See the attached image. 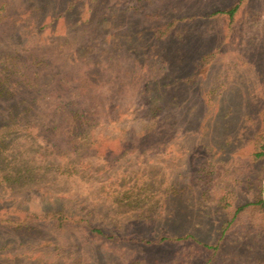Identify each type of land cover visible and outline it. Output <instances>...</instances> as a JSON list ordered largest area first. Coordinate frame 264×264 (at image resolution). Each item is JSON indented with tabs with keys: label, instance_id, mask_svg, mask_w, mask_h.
<instances>
[{
	"label": "rangeland",
	"instance_id": "1",
	"mask_svg": "<svg viewBox=\"0 0 264 264\" xmlns=\"http://www.w3.org/2000/svg\"><path fill=\"white\" fill-rule=\"evenodd\" d=\"M48 73L103 102L95 149L43 140ZM1 81L21 90L0 97V216L56 198L77 221L0 223V264H264V211L222 234L264 200V0H0ZM22 95L35 113L5 126Z\"/></svg>",
	"mask_w": 264,
	"mask_h": 264
},
{
	"label": "trees",
	"instance_id": "2",
	"mask_svg": "<svg viewBox=\"0 0 264 264\" xmlns=\"http://www.w3.org/2000/svg\"><path fill=\"white\" fill-rule=\"evenodd\" d=\"M72 1L69 2V5L72 6ZM228 13L232 16L235 11V7L227 10ZM172 22L166 23L163 26H158L154 29L156 37H164L172 26ZM146 29H137L132 32V38L138 37L142 32H145ZM130 36V35H129ZM83 48V47H81ZM144 48V46L142 47ZM69 55H67L68 57ZM50 80L47 83L43 84V90L54 94L55 97H58L57 101L50 106V111L48 113V118L45 123V128L43 129L41 136L43 140L50 145L52 148H61V144H66L67 148L72 149H95L96 140L90 137V128H92L98 122L99 111L103 107V102L98 97H93L88 95L86 99L75 98L70 93V89L74 86L68 85L66 80L67 77H58L59 80L54 79L53 73H48ZM80 77V87L82 92H85L87 95L88 84L86 83L88 78H85V73H81ZM78 84V82H77ZM37 86V85H36ZM33 88L35 86L33 85ZM45 88V89H44ZM150 89V88H149ZM148 89V90H149ZM21 87L19 88H9L3 81L0 82V97L12 95L13 92L20 93ZM37 92L35 90H30ZM38 91H41L39 89ZM22 94V93H21ZM64 94L69 96L64 98ZM164 96L160 94L159 99H152V103L149 106L151 112H155L162 106L164 103ZM37 104L33 97H26L22 95L10 103L6 107L7 112V123L5 126H22V120L25 119L36 110ZM26 127V126H24ZM40 136V135H38ZM259 151L254 152V156L264 155V144H259ZM53 201L42 204L43 201L40 198H36V202L39 205V210H31L25 205L21 204L22 207H17L16 209L23 210L22 215L15 214L13 217L2 215L0 216V223L6 224L13 227H22L34 224L39 220H46L52 223L53 227L59 231H64L68 228L69 225L77 221V215L74 211V207L71 206L67 201L62 202L56 198H52ZM51 199V200H52ZM13 200V199H12ZM11 200V201H12ZM14 201V200H13ZM4 209L7 208L3 204ZM258 208L264 211V200L262 198H257L252 201L246 202L241 205H237L232 208L229 212V219L225 220V223L222 227V234L225 233L227 226L232 223V221L244 211L245 208ZM1 213V212H0ZM87 223V222H86ZM88 226V234L102 235V229L93 228ZM161 240L165 239L164 236L160 237ZM134 261H130L128 264H133Z\"/></svg>",
	"mask_w": 264,
	"mask_h": 264
}]
</instances>
